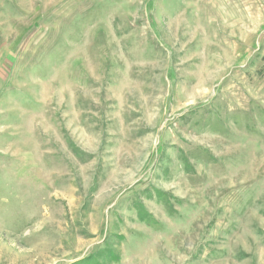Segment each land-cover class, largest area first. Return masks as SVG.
I'll list each match as a JSON object with an SVG mask.
<instances>
[{
	"label": "rangeland",
	"instance_id": "1",
	"mask_svg": "<svg viewBox=\"0 0 264 264\" xmlns=\"http://www.w3.org/2000/svg\"><path fill=\"white\" fill-rule=\"evenodd\" d=\"M0 264H264V0H0Z\"/></svg>",
	"mask_w": 264,
	"mask_h": 264
}]
</instances>
